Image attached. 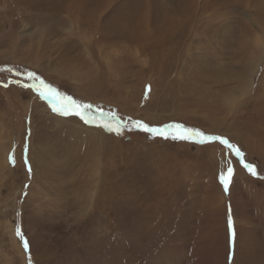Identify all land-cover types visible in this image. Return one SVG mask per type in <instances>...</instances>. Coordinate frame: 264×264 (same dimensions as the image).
<instances>
[{"label": "rangeland", "instance_id": "1", "mask_svg": "<svg viewBox=\"0 0 264 264\" xmlns=\"http://www.w3.org/2000/svg\"><path fill=\"white\" fill-rule=\"evenodd\" d=\"M0 264H264V0H0Z\"/></svg>", "mask_w": 264, "mask_h": 264}, {"label": "snow or ice", "instance_id": "2", "mask_svg": "<svg viewBox=\"0 0 264 264\" xmlns=\"http://www.w3.org/2000/svg\"><path fill=\"white\" fill-rule=\"evenodd\" d=\"M28 75H29L30 78H35V77H33V74L32 73H29ZM41 83H43V81H41ZM41 95H43V93H41ZM67 99H69L71 101V98L70 97L67 98ZM71 103L72 104H75L74 101H71ZM77 107H81V106H77ZM83 107L87 108V107H90V106L85 105ZM53 110L56 111L55 108ZM59 114H61V115H69L70 112L67 109H63V110H60ZM75 115H77L85 123H89V121L81 114L80 111H76L75 112ZM104 126L105 127H110V125H104ZM142 127H145V130H147V131H158L157 129H150V128H147L146 126H143V125H142ZM171 127H174L176 129H182L183 132H187V133H189L191 135H194V136H203L204 135L203 133L198 132V131H195L193 129H183V126H181V125H172ZM159 131L163 132V130H159ZM164 138L167 139L168 137H164ZM190 138H191L190 135H183V134L172 137V139H181V140H188ZM200 142L202 143L203 141H200ZM220 142L221 143H224V144H228V141L227 140H221ZM228 146L229 147H233L230 144H228ZM236 155L237 156L240 155L239 150H237ZM245 167L249 169V171H250V173L252 175H255V171H254V169L251 166L245 165ZM232 174H233V169L232 168H228L227 175L226 176H224V175L221 176V180L224 183L225 190H227V187H228V184L230 183V178H231V175ZM231 226H232V222H231V219H230L229 220V227L231 228ZM16 235L21 239L24 248L27 249L28 248V242H27V240L24 239V237H23V235H22V233L20 232L19 229H17Z\"/></svg>", "mask_w": 264, "mask_h": 264}, {"label": "bare ground", "instance_id": "3", "mask_svg": "<svg viewBox=\"0 0 264 264\" xmlns=\"http://www.w3.org/2000/svg\"><path fill=\"white\" fill-rule=\"evenodd\" d=\"M5 11V10H4ZM2 26V25H1ZM250 57V56H249ZM252 72V71H251ZM247 79V78H246ZM237 248V247H236Z\"/></svg>", "mask_w": 264, "mask_h": 264}]
</instances>
